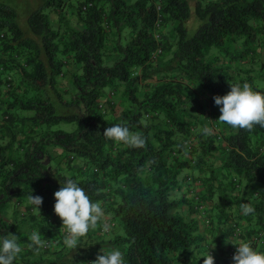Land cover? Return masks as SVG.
<instances>
[{"label": "trees", "instance_id": "16d2710c", "mask_svg": "<svg viewBox=\"0 0 264 264\" xmlns=\"http://www.w3.org/2000/svg\"><path fill=\"white\" fill-rule=\"evenodd\" d=\"M190 1L202 21L192 35ZM26 21L0 0V234L19 237L15 264H89L102 248L125 264H203L210 250L230 264L226 238L264 251V128L220 124L213 99L230 83L264 92V0H44ZM116 124L141 132L146 148L106 139ZM68 178L105 211L77 249L54 212ZM194 182V198L176 194ZM185 203L208 216L209 241L178 210ZM242 203L255 212L239 213ZM33 231L48 245L38 254Z\"/></svg>", "mask_w": 264, "mask_h": 264}, {"label": "clouds", "instance_id": "9594fccd", "mask_svg": "<svg viewBox=\"0 0 264 264\" xmlns=\"http://www.w3.org/2000/svg\"><path fill=\"white\" fill-rule=\"evenodd\" d=\"M214 103L219 107L220 115L218 122L226 124L233 129L251 131L257 126L264 128V92L254 90L252 84L230 83V91L225 95L213 97ZM202 134L211 136L214 130L207 126L203 127ZM103 135L115 144H123L128 148H146L147 140L141 132H133L126 124H116L107 127ZM199 182H197V185ZM196 182L189 187L194 198L199 190H196ZM54 212L61 219V229H67L63 243L69 249H77L79 241L90 231L96 230L100 222L105 220V211L102 202L93 201L89 192L81 187L77 180L68 178L54 193ZM191 197V198H192ZM29 204L40 211L43 197L39 195L28 196ZM191 208V205L188 204ZM205 208V206H204ZM244 215H250L255 209L247 203L240 205ZM203 209V207H202ZM199 210L203 212V210ZM104 232H109L111 226L105 221L102 225ZM28 248L37 254L40 249L48 246L47 241L42 240L39 232L33 231L29 236ZM19 237L11 232L0 234V264H15L18 256L23 251ZM226 244H234L236 252L232 257L233 264H264V251L252 246L250 241L240 240L234 243L226 238ZM215 243L211 248H215ZM203 264H215V257L211 251L201 256ZM89 264H125L123 254L118 249H101L96 258Z\"/></svg>", "mask_w": 264, "mask_h": 264}, {"label": "rangeland", "instance_id": "374dc122", "mask_svg": "<svg viewBox=\"0 0 264 264\" xmlns=\"http://www.w3.org/2000/svg\"><path fill=\"white\" fill-rule=\"evenodd\" d=\"M5 2L9 3L11 6H13L16 10V19L18 24L21 27H28L27 25V14L34 8L41 7L44 3V0H4ZM194 2L190 1V14L186 18L185 22L188 29V34L192 35L195 34L197 29L202 24V21L196 16L194 8H193ZM261 79V75H258L255 79V83H260L259 81ZM57 127H60L65 130L73 129L74 124L70 123H61ZM57 150H61L60 148H55ZM58 161V160H54ZM172 197H175V194L171 195ZM180 212L181 210L178 209Z\"/></svg>", "mask_w": 264, "mask_h": 264}, {"label": "crops", "instance_id": "0c3cea01", "mask_svg": "<svg viewBox=\"0 0 264 264\" xmlns=\"http://www.w3.org/2000/svg\"><path fill=\"white\" fill-rule=\"evenodd\" d=\"M55 14L54 13H50V16H51V18L52 19H54V16ZM258 50L260 49L259 47L257 48ZM241 65V64H240ZM54 152H59V150H57V149H54L53 150V153ZM55 154V153H54ZM189 185H187V184H183L182 185V187H181V191H178L176 194L177 195H179V194H183V196H185V197H187V198H191L192 197V194H193V192L191 191V189L189 190V187H188ZM196 190H199V191H202V185H197L196 187ZM209 204L211 205V203L209 202ZM235 208H233L232 210H231V212L234 214L236 211H235V209H237V206H234ZM238 212L239 213H242V211H241V208H240V205L238 206ZM180 209H181V212L184 214V215H186V216H188V218H192V219H195L197 222H198V226H199V230L202 232V233H204L205 234V237H206V239L209 241L211 238V236H210V224H209V218H208V216L207 217H204V216H202L201 214H199L198 212H195L194 210H192L190 207H189V205H188V203H185V204H182L181 206H180ZM210 214V213H209ZM240 221H242V218H240ZM245 225V224H244ZM240 240H244L243 238H238V241H240ZM211 252H212V254L214 255V257H215V260H217V261H219V255L218 254H216V252H213V250H210ZM216 263V262H215ZM218 264V263H217Z\"/></svg>", "mask_w": 264, "mask_h": 264}, {"label": "built area", "instance_id": "2783aa9c", "mask_svg": "<svg viewBox=\"0 0 264 264\" xmlns=\"http://www.w3.org/2000/svg\"><path fill=\"white\" fill-rule=\"evenodd\" d=\"M157 8H159V4H157ZM156 28H155V36L156 37H161L162 36V32L161 30L159 29V26H160V17H159V14H158V19L156 21ZM161 49V47H158L157 49H155V51L153 52V54L156 52V51H159ZM196 204V203H195ZM203 206L202 205H199L198 208L201 210ZM239 228L236 227L235 229V233H239ZM236 252V247L232 246V248L228 249V254L227 256L229 257V261H230V264H233L232 262V257L234 255V253Z\"/></svg>", "mask_w": 264, "mask_h": 264}]
</instances>
